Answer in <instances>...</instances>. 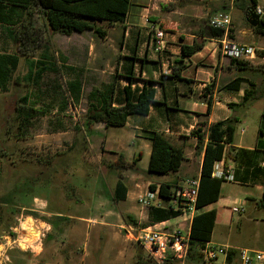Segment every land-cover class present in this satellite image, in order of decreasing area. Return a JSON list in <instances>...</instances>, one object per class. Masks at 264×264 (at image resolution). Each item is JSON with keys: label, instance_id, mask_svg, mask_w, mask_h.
<instances>
[{"label": "rangeland", "instance_id": "rangeland-1", "mask_svg": "<svg viewBox=\"0 0 264 264\" xmlns=\"http://www.w3.org/2000/svg\"><path fill=\"white\" fill-rule=\"evenodd\" d=\"M139 1H131L128 23L139 20ZM234 2L144 0L143 5L148 6L145 17L154 19L165 31L177 27L183 32H194L199 20L209 16L202 11L212 13L221 3L227 4L225 11L230 12L232 20L243 19ZM258 6L264 14V0H259ZM145 17L141 20L147 27ZM95 25L98 30L85 29L66 35L44 23L34 57L48 46L58 65L65 56L66 64L75 69L62 66L58 72H46L41 87L36 89L24 80L27 64L20 55L7 90L0 91V152L7 153L0 158V264H10L7 257L14 264H114V225L111 230L104 229L102 222L114 221L112 190L116 171L131 174L132 170L118 168L109 156H100V127L88 125L84 113L90 89L103 87L114 76L123 53L120 44L124 23L96 20ZM0 50L18 52V46L1 29ZM76 77L82 82L78 100L71 98L66 86V82ZM25 93L33 106L45 112L32 118L29 126L20 123L16 115L20 97ZM63 102H67L65 108ZM140 167L145 169L146 164L141 163ZM150 178L156 180L161 176L152 173ZM44 202L64 215H46L40 209ZM80 216L83 219L77 218ZM35 219L41 222L38 230L31 229ZM181 229L184 230L183 225ZM18 235L26 242L21 246L25 248L28 244V247L21 250L14 245L9 250L8 237ZM135 244L138 255L131 264H153L143 257L139 242ZM60 250L66 254V261L56 254ZM195 259V264H203L200 257ZM169 260L172 264H193L187 261V255Z\"/></svg>", "mask_w": 264, "mask_h": 264}, {"label": "crops", "instance_id": "crops-1", "mask_svg": "<svg viewBox=\"0 0 264 264\" xmlns=\"http://www.w3.org/2000/svg\"><path fill=\"white\" fill-rule=\"evenodd\" d=\"M143 2L144 0H140L138 3L139 20L135 21L136 23H128L129 11L126 20L122 22L124 34L120 47L123 53L116 66L120 71L125 57H133L132 66L136 79L132 86L141 87L144 80H153L154 102L150 103L147 114H130L122 126H105L102 122L90 125L94 128L100 127L98 132L101 134L99 153L101 157L109 156V159L115 162L120 156L128 161L139 157L135 167H128L132 170L131 174L116 171L117 177L114 179L112 193L115 194V186L120 174L126 186L125 197L118 200L114 198V221L104 219L102 222L104 229L106 227L111 230V226L114 225L112 232L116 250L114 264L133 262L138 255L135 244V241L138 242L137 236L142 229L152 225L149 207L138 203L137 197L148 190L149 184L177 185L188 178L199 177L207 139L204 137L202 146L197 149L199 139L192 134V131L200 128L206 135L211 123L227 118L235 119L236 127L233 140L226 145V152L221 160L225 167L233 169V179L222 180L218 198L197 208L195 213L215 211L210 239L206 242L225 246L228 254L231 252V263H238V252L241 248L264 251V67L262 61L227 57L219 50L220 40L224 36H206L203 37L201 49L184 58L181 79H178L172 74V66L177 64L180 57L181 44L200 38L195 35L198 28L194 32H183L177 27L173 31H165L163 48L155 51L147 27L141 20L143 16L145 17L144 11L148 9ZM258 4L259 0L257 6ZM220 5L213 9L212 13L203 10L202 14L210 16L214 12L225 11L226 8L224 9L223 6L227 4ZM4 34L8 37L7 33ZM226 35L230 40L246 45L253 44L264 50V36L255 34L245 24L244 19L231 18V27ZM118 80L121 85L126 84L122 77ZM151 132L163 134L173 146L182 149L184 155L176 171L158 174L161 179L156 180L150 178L152 172L148 171L152 145ZM141 163L146 164L145 169L140 167ZM161 204L165 203L161 201ZM50 206L52 207L44 202L40 209L45 210L46 215H64L60 209H52ZM232 206H241L244 210L233 213ZM192 217L193 215L189 214H179L153 224L163 230L174 228L182 230L181 225H183L182 231L184 234H189ZM77 218L83 219L82 216ZM131 219L136 223H131ZM35 222L41 223L36 219ZM141 248L143 249L140 244ZM56 254L60 260L66 259V254L64 255L61 250ZM199 254V246L190 245L187 261L195 264V258L200 257ZM143 255L144 258L147 257L144 249ZM172 258L174 257L169 259ZM223 258L220 256V259ZM9 260L10 264H14L11 259ZM165 264L172 262L168 260Z\"/></svg>", "mask_w": 264, "mask_h": 264}, {"label": "trees", "instance_id": "trees-1", "mask_svg": "<svg viewBox=\"0 0 264 264\" xmlns=\"http://www.w3.org/2000/svg\"><path fill=\"white\" fill-rule=\"evenodd\" d=\"M131 1L0 0V29L7 33L10 40L18 46L17 53L0 50V91L7 90L12 75L19 64L20 55L25 57L27 64V72L23 76L24 80L33 84L36 89L41 87V81L46 72H58L62 66L69 70L75 69L74 66L66 64L67 58L65 56H62V60L58 65L52 54H50L48 46H45L37 57H34L33 53L41 39L44 23L51 30L66 35L71 32H82L85 29L98 30L95 25L96 20L124 22L127 18ZM234 5L242 11L245 24L255 34L264 36V14L261 15L257 25L251 26L248 22L251 11L253 12L257 5V0H235ZM223 7L224 9L227 8L226 6ZM152 21L156 22L154 19ZM222 34V29L211 27L208 24V18L199 20L198 30L195 31V35L200 38H194L190 43L181 44L180 57L177 60V64L172 66V74L181 79L180 73L184 68V58L201 49L203 37H219ZM262 53H264V50ZM132 59L133 57L126 56L120 71H118L117 66L115 67L116 70L110 82L103 87L90 89L87 94L88 102L84 113L88 125L102 122L105 126H122L125 124L128 115L133 113L144 115L148 113L150 103L154 102V81L148 79L144 80L141 87L132 86L136 79L133 73ZM119 77H122L126 84L121 85L118 80ZM66 86L72 99L78 100L81 97L82 82L79 78L76 77L69 80L66 82ZM63 105V108H65L67 102H63ZM44 114V110L36 108L29 102L27 93L20 97V104L16 107V115L20 118V123L29 126L32 118L43 116ZM235 125V119L227 118L211 123L206 135L201 132L200 128L192 131V134L199 139L196 145L197 149L202 146V139L204 137L207 139L198 177L199 186L195 203L196 209L216 200L219 196L222 180L211 176L212 165L215 160L222 158L224 152H226V145L232 142ZM150 137L152 145L148 171L157 174L176 171L184 158L182 149L173 146L161 133L151 132ZM6 154L5 152H0V158ZM138 159L139 157L128 161L120 156L115 164L118 168L135 167ZM174 186L168 183L148 185V190L156 192L163 203H165L164 205L149 206V215L152 221L150 224L180 214L179 210L173 209L168 204L172 197ZM125 192L126 186L119 174L113 199H124ZM214 218V210L193 215L189 230V245L196 244L201 248L210 239ZM130 222L136 223L132 219ZM22 253L24 254L25 252ZM230 253L227 256L228 262H231ZM170 257L172 256L169 254L166 261ZM150 261L156 264L152 260Z\"/></svg>", "mask_w": 264, "mask_h": 264}, {"label": "built area", "instance_id": "built-area-1", "mask_svg": "<svg viewBox=\"0 0 264 264\" xmlns=\"http://www.w3.org/2000/svg\"><path fill=\"white\" fill-rule=\"evenodd\" d=\"M253 12L259 17L263 14L259 6H255ZM145 21L148 22L147 30L150 35L151 41L155 51H159L163 48L164 32L162 26L154 21L145 17ZM208 24L211 27L219 28L223 30V39L220 40L219 50L222 54L230 58H241L245 60L259 59L264 67V53L257 46L253 44H242L227 38V32L231 27V14L229 11H217L208 17ZM264 165V164H263ZM211 176L221 180H232L233 169L231 167H225L222 164V160H215L212 165ZM199 186V179L188 178L182 183L174 186L172 191V197L168 201L173 209L179 210L181 215L189 214L194 215L196 211V198ZM138 203L144 207L151 205H162V199L159 198L156 192L146 190L137 197ZM233 213L242 212L244 209L241 206H232ZM31 229H39V224L35 221L32 222ZM42 231V230H41ZM43 235V232L40 233ZM19 236V237H18ZM17 237H8L7 248L10 250L11 246H17L21 250H25L28 244H25V248L21 246V235ZM40 236L38 235V238ZM138 242L141 244L146 252L147 257L156 264H164L168 255L170 254L174 258H181L187 255L189 245V234H184L180 229L174 228L171 230H163L157 227L156 224H152L141 230V233L137 236ZM228 250L225 246L215 245L205 242L200 248V258L203 263L208 264H264V251L250 250L247 248H241L238 252V263H231L226 260ZM223 256V259H220ZM10 262L9 258H6ZM82 264V263H80Z\"/></svg>", "mask_w": 264, "mask_h": 264}, {"label": "water", "instance_id": "water-1", "mask_svg": "<svg viewBox=\"0 0 264 264\" xmlns=\"http://www.w3.org/2000/svg\"><path fill=\"white\" fill-rule=\"evenodd\" d=\"M259 20H260V17L256 13L251 11L250 18H249V21H248L249 24L251 26H255V25H257L259 23Z\"/></svg>", "mask_w": 264, "mask_h": 264}]
</instances>
